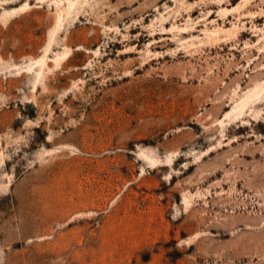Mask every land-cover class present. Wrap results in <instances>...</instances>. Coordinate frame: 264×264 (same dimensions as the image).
I'll return each instance as SVG.
<instances>
[{"label":"rangeland","instance_id":"1","mask_svg":"<svg viewBox=\"0 0 264 264\" xmlns=\"http://www.w3.org/2000/svg\"><path fill=\"white\" fill-rule=\"evenodd\" d=\"M0 264H264V0H0Z\"/></svg>","mask_w":264,"mask_h":264},{"label":"bare ground","instance_id":"2","mask_svg":"<svg viewBox=\"0 0 264 264\" xmlns=\"http://www.w3.org/2000/svg\"><path fill=\"white\" fill-rule=\"evenodd\" d=\"M66 57H68V56H66Z\"/></svg>","mask_w":264,"mask_h":264}]
</instances>
